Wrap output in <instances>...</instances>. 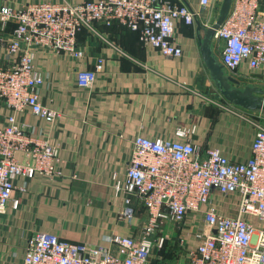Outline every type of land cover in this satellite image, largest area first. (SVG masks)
<instances>
[{
    "label": "built area",
    "instance_id": "1",
    "mask_svg": "<svg viewBox=\"0 0 264 264\" xmlns=\"http://www.w3.org/2000/svg\"><path fill=\"white\" fill-rule=\"evenodd\" d=\"M12 0H0V24L14 25L12 38L0 41V101L12 112L0 127V215L8 206L18 210L20 200L12 192L25 193L16 180L36 176L51 181L61 177L59 148L48 138L35 134L29 124L18 123L15 114L29 110L55 124L61 114L43 107L39 89L44 80L33 62L36 49L63 52L78 60L83 50L77 35L94 25L118 24L137 32L143 46L164 57H180L174 40L175 23L192 25L195 13L171 0H66L32 2L15 9ZM212 0H200L208 6ZM206 28L210 25L205 24ZM217 54L224 70L238 73L243 65L249 71L264 67V0H231L228 13L215 31ZM98 58L89 71L76 75L78 89H89L102 70ZM254 121V135L247 162H234L216 148L201 150L191 140L194 127L176 130L178 141L136 136L123 179L112 175V190L124 209L119 219L133 218L131 198L143 211L136 236L111 234L104 246L73 243L57 236L35 234L27 241L21 264H155V256L169 243L179 249L175 264H264V118ZM24 157L21 163L16 156ZM235 197V216L215 210L210 194ZM190 218L201 227H191L197 241L186 245L185 221ZM172 227L175 237L164 233Z\"/></svg>",
    "mask_w": 264,
    "mask_h": 264
},
{
    "label": "crops",
    "instance_id": "2",
    "mask_svg": "<svg viewBox=\"0 0 264 264\" xmlns=\"http://www.w3.org/2000/svg\"><path fill=\"white\" fill-rule=\"evenodd\" d=\"M41 1L57 0H12L10 4L20 9ZM171 1L195 13L192 25L175 23L174 40L181 48L180 57H164L143 46L137 32L102 23L94 25L96 33L83 30L77 35V46L84 52L81 59L54 50H34L33 62L44 80L39 101L61 118L51 125L29 110L15 117L58 146L61 177L53 181L40 176L16 180V186H25L26 192L14 190L12 198L20 200L18 210L9 205L0 215V264H21L27 241L35 234L92 246L106 245L111 234L136 236L144 216L141 206L132 197L131 222L119 219L124 203L112 190V175L123 179L136 136L178 141L177 129L194 127L191 140L201 150L216 148L234 162L250 159L253 122L263 123L260 115L264 118V113L238 108L219 94L197 40L198 24L212 26L223 0H212L208 6H202L200 0ZM13 29L12 23L0 24V41L10 40ZM211 48L217 57L216 41L212 40ZM98 58L103 65L93 84L89 89H78L77 73L91 70ZM224 73L240 82V87L232 88L249 86L264 91V67L249 71L243 65L238 73ZM10 114L0 101V127ZM16 158L25 163L22 155ZM210 196L217 212L236 215L237 208L231 205L235 197L226 199L215 192ZM195 220L188 218L184 226H201Z\"/></svg>",
    "mask_w": 264,
    "mask_h": 264
},
{
    "label": "water",
    "instance_id": "3",
    "mask_svg": "<svg viewBox=\"0 0 264 264\" xmlns=\"http://www.w3.org/2000/svg\"><path fill=\"white\" fill-rule=\"evenodd\" d=\"M231 0H223L221 12L216 22L209 28H202L198 23L197 37L202 60L209 71L219 94L230 104L246 111H259L264 113V91L257 87H244L241 90L233 87H240L238 80L226 76L223 66L217 61L212 53V40L215 31L221 25L225 15L230 8Z\"/></svg>",
    "mask_w": 264,
    "mask_h": 264
},
{
    "label": "rangeland",
    "instance_id": "4",
    "mask_svg": "<svg viewBox=\"0 0 264 264\" xmlns=\"http://www.w3.org/2000/svg\"><path fill=\"white\" fill-rule=\"evenodd\" d=\"M216 58L219 59V57L217 56ZM237 202V199L235 200ZM199 219V223L202 224L200 218ZM252 221L254 222V224L259 227L262 228L264 225L261 224L260 222L252 219ZM201 227V226H199ZM187 230H185V233L187 234L185 241H186V245L188 248H194L197 245V241L194 238V236H192L191 232L193 231V229L190 228H186ZM164 233L165 234H169L172 237H175V232L174 229L172 227L166 226V228L164 229ZM176 251L179 252V249H176V246H173L171 243H169L166 248L163 251H160L159 253H156L155 256H158L160 259L157 261L158 264H164L165 262H163V258L165 256V258H168L169 256H172L173 253H175Z\"/></svg>",
    "mask_w": 264,
    "mask_h": 264
},
{
    "label": "trees",
    "instance_id": "5",
    "mask_svg": "<svg viewBox=\"0 0 264 264\" xmlns=\"http://www.w3.org/2000/svg\"><path fill=\"white\" fill-rule=\"evenodd\" d=\"M173 246H175V245H173ZM176 249H178V248L176 247ZM163 250H161V251H163ZM178 255H179V252L176 251L175 253L172 254V256H169L168 258H165V256H164V258H163V262H165L164 264H175L177 259H178ZM157 261L154 263L157 264Z\"/></svg>",
    "mask_w": 264,
    "mask_h": 264
}]
</instances>
